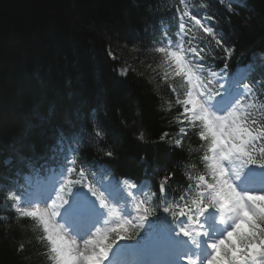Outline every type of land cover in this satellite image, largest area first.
Here are the masks:
<instances>
[{"label": "trees", "instance_id": "16d2710c", "mask_svg": "<svg viewBox=\"0 0 264 264\" xmlns=\"http://www.w3.org/2000/svg\"><path fill=\"white\" fill-rule=\"evenodd\" d=\"M186 2L201 16L215 15L211 23L235 49L227 60L222 52L219 58L208 57L211 70L225 69V64L233 70L249 63L253 52L264 51V0H246L243 7L233 6L232 13L218 0ZM207 4L212 7H202ZM178 7H183L179 0H0V185L10 186L18 176L56 164L59 149L76 146V134L87 137L93 118L105 119L122 138L123 148L113 161L116 177L150 181L151 193L144 199L158 193V181L169 170L176 173L168 185L169 201L179 198L189 176L195 185V177L207 175L202 161L207 145L195 132L183 138V151L172 147L179 136L174 121L179 109L169 110L166 65L155 51L162 28L178 42ZM203 43L219 51L210 37ZM115 45L132 49L146 72L119 76L118 68L130 57L115 59ZM251 69L252 80L259 79L263 69ZM176 85L182 91L179 79ZM255 91L259 97L248 100V111L264 119V88ZM163 132L170 136L161 143ZM141 134L143 141L137 139ZM76 155L78 161L107 159L87 139ZM167 215L172 219L171 212ZM39 231L30 219L8 220L0 212V264H52L46 242L35 239ZM139 239L117 245L127 248L140 244ZM19 243L26 246L22 253Z\"/></svg>", "mask_w": 264, "mask_h": 264}, {"label": "snow or ice", "instance_id": "6c2138e0", "mask_svg": "<svg viewBox=\"0 0 264 264\" xmlns=\"http://www.w3.org/2000/svg\"><path fill=\"white\" fill-rule=\"evenodd\" d=\"M179 5L183 7L176 9L178 42L172 41L167 27L162 28L155 51L163 54L171 69L163 75L171 93L169 110L179 109L174 117L179 136L172 147L183 151V138L195 132L207 145L202 156L207 175L195 177V185L189 176L179 198L169 201L168 185L176 175L169 170L158 181V193L144 199L148 182L131 178L121 182L115 175L113 161L123 148L122 138L105 119L93 118L86 138L78 133L73 137L76 146L70 143L60 150L50 175L24 191L7 186L0 196V212L8 220L35 222L40 230L35 239L46 242L52 264H105L118 242L138 238L146 249L174 255L175 264H264V213L257 212L249 200L264 191L245 186L253 166L259 163L264 169V119L253 116L245 103L259 97L255 89L264 88V71L259 79L248 81L245 73L211 70L208 57L219 58L222 52L227 60L235 49L210 23L216 21L215 15L189 10L186 0H179ZM228 11H234L233 0ZM206 37L219 51L209 50V44L203 43ZM252 58L251 65L264 69V51L253 52ZM177 78L183 82L182 91ZM169 136L163 132L159 141L164 143ZM84 139L107 159L78 161ZM137 139L143 141V134ZM25 247L19 243L17 251L22 253ZM125 264L140 262L133 257Z\"/></svg>", "mask_w": 264, "mask_h": 264}, {"label": "rangeland", "instance_id": "374dc122", "mask_svg": "<svg viewBox=\"0 0 264 264\" xmlns=\"http://www.w3.org/2000/svg\"><path fill=\"white\" fill-rule=\"evenodd\" d=\"M245 4V0H240V2L239 3H235V0H233V5H240V6H243ZM222 5H224L225 7H228L229 6V0H225V2L222 4ZM115 47H118V53L117 52H115V53H113L112 55H114L113 57L115 58V59H117V60H119V61H121V62H123V60H127V56H129L130 58H129V60H127L126 62H123V64L118 68V70H117V72H118V74L119 75H121V76H124V75H126L128 72H130V71H133V70H137V71H139L140 73H142V74H144L145 72H146V70L145 69H142V68H140L137 64H136V62H135V56H134V51L132 50V49H129V48H127V47H125V46H123V45H115ZM117 53V54H116ZM115 55H116V57H115ZM162 56H163V54H161ZM165 62V61H164ZM165 64H166V67H167V70L166 71H168V72H170L171 71V69H170V67H169V65L165 62ZM147 76L149 75L148 73L146 74ZM153 78V77H152ZM149 79V78H148ZM26 179V180H25ZM23 180H25V181H23V190L22 191H24V190H26V186H25V183L26 184H28L29 183V179L28 178H24ZM18 183H14V185H17ZM13 185V186H14ZM5 189H6V187H5ZM20 190H21V188H20ZM147 190V189H146ZM145 190V191H146ZM115 206V205H114ZM113 256H119V254L118 253H116L115 251H111L110 253H109V257H108V259L105 261L106 263H108L112 258H113ZM175 256L174 255H168V256H166V258H165V261H166V263H168V264H175Z\"/></svg>", "mask_w": 264, "mask_h": 264}, {"label": "clouds", "instance_id": "9594fccd", "mask_svg": "<svg viewBox=\"0 0 264 264\" xmlns=\"http://www.w3.org/2000/svg\"><path fill=\"white\" fill-rule=\"evenodd\" d=\"M249 200L252 203L253 208L260 213H264V195H254V196H250ZM245 215H248V213H246ZM101 244L104 242L103 239H101L99 241Z\"/></svg>", "mask_w": 264, "mask_h": 264}]
</instances>
